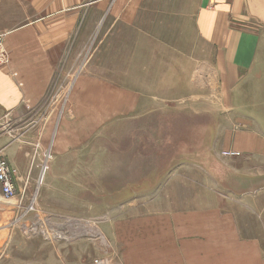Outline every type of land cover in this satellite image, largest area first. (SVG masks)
Segmentation results:
<instances>
[{
    "label": "crops",
    "instance_id": "crops-1",
    "mask_svg": "<svg viewBox=\"0 0 264 264\" xmlns=\"http://www.w3.org/2000/svg\"><path fill=\"white\" fill-rule=\"evenodd\" d=\"M118 2L0 0L8 53L0 154L16 171L17 190L39 179L40 197L74 204L54 214L92 215L75 217L83 219L76 225L94 231L91 247L108 264H264V187H256L264 182V0L196 1L197 38L210 49L218 88L209 100L212 168L196 164L194 175L168 176L158 190L113 175L107 146L92 143L107 132L106 119L136 112L137 80L73 73L91 69L85 51ZM104 100L101 113L95 103ZM233 151L239 155L224 154ZM81 199L99 205L75 210Z\"/></svg>",
    "mask_w": 264,
    "mask_h": 264
},
{
    "label": "rangeland",
    "instance_id": "rangeland-1",
    "mask_svg": "<svg viewBox=\"0 0 264 264\" xmlns=\"http://www.w3.org/2000/svg\"><path fill=\"white\" fill-rule=\"evenodd\" d=\"M196 1L119 0L107 11L85 51L91 69L73 72L75 77L137 80L138 86L133 87L138 94L136 112L106 119L107 132L101 128L100 135L93 137L96 128L92 127L91 136L92 143L107 146L106 159L113 165L107 170L137 181L133 184L139 190H158L168 176L194 175L200 170L196 164L212 168L209 100L218 88L210 67V49L197 38ZM67 85L61 88L60 102ZM107 100L95 103L101 113ZM41 185L39 179L26 187L20 184L13 198H0V264H94L96 258L104 260L91 247L98 243L94 231L76 225L77 220L92 215H67L72 201L43 199ZM86 201L78 200L80 208L76 201L75 210L99 205L97 200ZM59 207L65 212L54 214Z\"/></svg>",
    "mask_w": 264,
    "mask_h": 264
},
{
    "label": "built area",
    "instance_id": "built-area-1",
    "mask_svg": "<svg viewBox=\"0 0 264 264\" xmlns=\"http://www.w3.org/2000/svg\"><path fill=\"white\" fill-rule=\"evenodd\" d=\"M8 61V53L4 46L2 35H0V65ZM226 155L235 156L238 152H225ZM17 193L16 171L7 160L0 154V198L11 199ZM94 264H107L106 261L96 258Z\"/></svg>",
    "mask_w": 264,
    "mask_h": 264
},
{
    "label": "water",
    "instance_id": "water-1",
    "mask_svg": "<svg viewBox=\"0 0 264 264\" xmlns=\"http://www.w3.org/2000/svg\"><path fill=\"white\" fill-rule=\"evenodd\" d=\"M256 187H264V182H262V181L260 182V181H259V185L256 186Z\"/></svg>",
    "mask_w": 264,
    "mask_h": 264
}]
</instances>
